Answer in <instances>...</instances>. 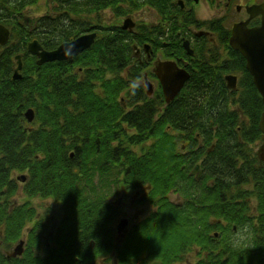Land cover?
<instances>
[{
	"label": "trees",
	"instance_id": "1",
	"mask_svg": "<svg viewBox=\"0 0 264 264\" xmlns=\"http://www.w3.org/2000/svg\"><path fill=\"white\" fill-rule=\"evenodd\" d=\"M40 1L0 0V24L10 30L0 51V264H97L103 258L116 264H174L198 246L210 250L208 264H264V165L250 146L261 140L262 99L245 59L228 47L230 31L223 20H198L175 0H46L49 11L33 21L30 32L23 13ZM145 6L161 18L160 30L144 25H137L138 35L122 30L117 19ZM107 10L117 19L74 58L80 74L65 61L39 66L28 52L33 39L53 50L89 32ZM191 25L215 32L228 56L220 57L203 37L190 58V79L173 101L165 105L160 93L148 98L137 86L128 91V100L145 104L122 115V93L141 78L133 44L152 41L155 32L169 27L165 51L181 57L178 32ZM17 55L23 65L21 78L14 80ZM227 74L238 77L236 91L226 89ZM95 82L103 85L101 91L93 89ZM28 109L35 114L32 122L25 117ZM180 142L188 153H181ZM136 146L141 153L132 149ZM199 160L197 179L189 172ZM16 173L26 178L22 185ZM121 183L128 188L146 184L148 200L158 210L134 225L119 246L108 198L120 193ZM173 193L186 202H170ZM248 197L256 203L251 223H246L248 202L236 201ZM35 199H52L59 214L39 215ZM213 216H224L238 228L249 224L248 241L261 249L235 248L226 259L223 253L216 258L212 248L220 240L212 234L217 229ZM50 219L58 227L47 248L43 237ZM21 240L23 253L8 257L6 250Z\"/></svg>",
	"mask_w": 264,
	"mask_h": 264
},
{
	"label": "flooded vegetation",
	"instance_id": "2",
	"mask_svg": "<svg viewBox=\"0 0 264 264\" xmlns=\"http://www.w3.org/2000/svg\"><path fill=\"white\" fill-rule=\"evenodd\" d=\"M178 1L179 0H175V4L180 5V7L183 10H187L189 12L193 11L192 9H190V6H192L191 4L195 5V4H198L200 2V0L198 2H195L194 0H181L183 2V4H180ZM225 1H227V3H228V4L226 3V5H225L226 9H230L232 7V4H231L232 1L231 0H225ZM247 4L251 5V4H255V2H249V3H246L245 5H247ZM245 5L234 6V9L236 12H238V13L239 12L241 13L243 11L245 12L244 18L241 20H245L248 18V15H247L245 9L243 8V6H245ZM148 8L151 10H154L153 8H150V7H148ZM154 12L156 13V11H154ZM26 17H30V16H24V18H26ZM129 17H131V16H129ZM31 19H32V17H31ZM124 20H123V22H124ZM132 20L134 22V27H133L132 31H130L128 29L124 30L122 28L123 22L120 23L119 26L124 31H128L129 33H136L138 35V31H137L138 26H142L144 24H140L138 21H135L134 19H132ZM241 20H239V21H241ZM255 20H258L260 23V17H257V18L250 21L249 27H253V26H256L259 24V23H257L255 25H252V22ZM33 21H34V19H32L31 22L28 23L29 25L24 23L25 25L30 27L31 32L36 27V24ZM144 26L155 28V29L159 28V30H160L159 26H161V18L156 13V20L153 23H150V24L148 23V24H145ZM103 28H105V26L104 27L102 25L99 26L98 23H94V25H91L90 31L83 33V34L96 33V39H97L103 33H105ZM225 28L230 31V35H229V39H230L231 28L228 29L226 26H225ZM189 30H191V31L189 32ZM169 35H170V28L166 27L163 34H161V31L155 32L154 37L151 39L152 41H139V42H136L133 44V46H132L133 47V63L137 68H139L141 78L139 80L133 81L134 85H131L129 89H127L125 92L122 93V97L120 100V104L122 107L121 108L122 115L130 113L131 111H133V109L136 106L145 104V103L136 102V101L130 102L128 100V95H127L128 91H131L134 93L133 89H134V87H137V86L142 88V90L145 92V95L148 98H154L156 95H158L160 93L163 96V100H164L165 105L169 104L165 101V97L163 95V88H162L161 83H160V81H159V79L155 73L156 66L159 62H167V61L176 62L178 67L186 70L189 73V75H191L190 71H189V68L191 65L190 64V58L195 56V46L198 47L204 41L203 37L207 38L209 40L210 44H212L216 48L217 51L220 47L226 49V47L219 44V42L216 38L215 32L211 31L206 26L197 28L196 26L191 25L188 27V29L186 31L180 30L178 32V36L181 40L182 48L185 51L184 56H181V57L175 56V55L168 56L167 54H169V52H166L165 50H168L167 48L169 47L168 46V44L170 43ZM96 39H95V41H96ZM229 39H228V47H230ZM34 40H37V39H34ZM185 41H187L189 43V48H190V50L193 51V54L188 53V50L184 46ZM156 42H158V44L160 46H158L156 44ZM153 43H155V47H154ZM40 45L42 46L43 49H45L41 43H40ZM1 48H2V46H0V51H1ZM55 49H53V50H55ZM45 50H47V49H45ZM48 51H52V50H48ZM170 53H172V52L170 51ZM219 53L220 52L218 51V54ZM227 56H228V54H227ZM73 60H74V58L71 60L65 61V62H68L71 64V68L73 70V73L78 72L80 74L81 68L74 66ZM76 69H77V71H76ZM228 75H233V74H227L224 76L226 89H228L229 91H236L238 89V80H237V88L235 90L229 89L227 87V81L225 79V77ZM104 79L107 80V73L104 75ZM149 79H155L157 85L152 83ZM189 79H190V77H189ZM142 80L144 81L145 85L140 84V82ZM147 82L151 86V89H150L151 92L150 93L147 92ZM102 87H103V85L100 84V82H95L93 89L95 91H101ZM182 89H181V91H182ZM120 120L122 121V117L119 116V122H121ZM121 124H123V123H121ZM131 132H132V130H131ZM131 132H129V133L132 134ZM258 142H260V144H259L257 150H254V153L256 154V157L260 163L259 166L262 167L264 165V162L261 161L257 155V151L261 145V140ZM147 144L149 145L150 142ZM255 144L250 145L252 147V149H253V146ZM202 146H203V144L201 142H199L197 147L199 149H202L203 148ZM180 147H181V153H184V154L188 153L187 149H186L187 144L180 142ZM132 149H134V151H136L138 153H141V147H139V146H136V148H132ZM73 156H71V157L73 158ZM201 162H202V160L196 161L194 166L191 168V170L189 172L190 175L195 176L197 179H200V177L202 175V169L200 168ZM25 180H26V178H25ZM19 182H21V181H19ZM119 187H120V193L118 195H115V196H110L108 198V204L111 207H113L115 212H116V220L113 223L112 227H113V230L115 233V243L120 246V245H122L126 235L130 232L132 227L134 225H136L137 223H139L140 221H142L143 219H145L148 215H150L151 212L157 211L158 206L155 205L154 202H151L150 200H148L149 187L146 184H143L141 186H137L136 188H128V186L125 187V185L123 183H121ZM249 188H250V186H249ZM173 194H170V197L168 198L170 202L177 204V205H182V204H184V202H186V199L178 197L176 194H174V195H176L175 198H171V195H173ZM236 201L248 202V205L250 206V214L248 215V220L246 223H251V221H253L252 217H257L256 211H255L256 210L255 200L251 197H248V198H243V199H239ZM142 209H143V211H141ZM121 220H125L127 223L126 224L127 226H126V229L124 231L119 233L117 230V226ZM210 220H211V223L213 225H216V227H217V229L215 231H213V233H212L213 237L216 239H218V237H219V240H220L218 242V245H216L215 248H212V252H214V255L216 258L217 257L220 258V256H222V253H223L224 255L222 256V258L226 259L228 257V254L230 252H232L235 248H237V250L241 249L242 251H246V252H254V251L256 252V251L261 249L258 246L250 245V242L248 241V238L251 236V233L253 230V228L249 224L248 225L245 224L243 227L238 228V226L235 224L229 225V221L224 216H213V217H211ZM47 223L49 225L51 223V219ZM57 223L56 222L52 223L51 227L49 229H47L45 232L43 239H44V244L46 245L47 248H50L49 242L54 237V235L57 231V227H58ZM225 231H229V232L225 233ZM246 241H248L247 245L241 244V243L246 242ZM230 243L232 245H230ZM209 251H210L209 249H207V248L204 249L201 246L194 247L192 250H190L186 253L183 262H176L174 264H199V262L201 260H207L209 258ZM114 253L115 252H112V254H114ZM193 259H195V260H193ZM208 263L209 262L207 260V261L203 262L202 264H208ZM97 264H116V262L113 259L112 262L107 263L105 261V258H103V259H100L97 262ZM216 264H220V262L216 263Z\"/></svg>",
	"mask_w": 264,
	"mask_h": 264
},
{
	"label": "water",
	"instance_id": "3",
	"mask_svg": "<svg viewBox=\"0 0 264 264\" xmlns=\"http://www.w3.org/2000/svg\"><path fill=\"white\" fill-rule=\"evenodd\" d=\"M198 2L199 0H194ZM180 4L183 2L178 1ZM248 18L232 25L231 36L229 39L230 47L241 54L246 61V69L252 77L254 86L256 87L263 105V111L259 120V129L262 133V144L260 145L257 155L258 158L264 162V2L259 4L245 5L244 6ZM260 17L259 25L249 27L251 20ZM30 17L25 18V23L31 22ZM134 22L130 17H127L122 25L124 30L132 31ZM10 31L4 25L0 24V46H5L9 42ZM96 39V33L83 34L76 39L60 44L55 50L48 51L42 48L37 40L28 43V52L37 57V65L41 66L50 62L68 61L84 51L88 50ZM184 46L189 54L193 51L189 48V43L184 42ZM16 68L14 69L13 79L18 80L21 78L22 59L20 55L15 57ZM155 73L163 88V95L165 101L170 103L179 94L185 83L189 80V73L178 67L176 62H159L156 66ZM227 87L235 90L237 88V77L228 75L225 77ZM151 86L147 82V92L150 93ZM25 117L29 122L34 120V111L28 109L25 112ZM73 156V152L71 153ZM24 180V177H18ZM126 221L121 220L117 226L119 233L126 229ZM24 251V241L21 240L18 245L8 254V257L20 256Z\"/></svg>",
	"mask_w": 264,
	"mask_h": 264
},
{
	"label": "rangeland",
	"instance_id": "4",
	"mask_svg": "<svg viewBox=\"0 0 264 264\" xmlns=\"http://www.w3.org/2000/svg\"><path fill=\"white\" fill-rule=\"evenodd\" d=\"M263 1L264 0H256L254 2L255 3H257V2L261 3ZM226 3H227V1H225V0H200V2L198 4H195V5L191 4L193 7L190 6V9L193 10L196 19L202 20V21H207V22L213 21L216 19L217 20L222 19L224 25L228 29H230L234 22H237V21L243 19L244 15H245L244 11L241 13L236 12L234 9V6L245 5L246 3H248V1H246V0L233 1V2H231L232 7L230 9H226V6H225ZM48 11H49V7L46 3V0H41L39 2V4L36 6L27 7L24 10L23 16H30V17H32V19L36 20L40 16L45 15ZM154 11L155 10H151L147 6H145V7H142L140 10L130 14L129 16H131L132 19H134L135 21H138L140 24L145 25L148 23L149 24L153 23L156 20V13ZM126 17L127 16H123V17H120L119 19H117L116 17H114L112 15V13L109 10H107L101 14L102 19H100V17H99L98 24H99V26L102 25L104 27V26L110 25L112 23L114 24L116 19L118 20L119 23H122ZM23 20L25 23L24 17H23ZM25 24H27V23H25ZM190 31L191 30H189V32ZM218 51L220 52L219 55L221 57H223V58L227 57L228 52L225 48L220 47L218 49ZM143 80L140 82L141 85H145ZM149 80L152 83H154L155 85H157L155 79H149ZM259 144H260V142H257L253 146V149L257 150ZM19 175H20V173H16L14 175V177L17 178ZM19 184L22 185L23 183L19 182ZM17 197L24 199L20 193L17 195ZM175 197H176V195H174V194L171 195V198H175ZM33 203H34V206L37 208L39 215L43 214V215H46L47 217L48 216L55 217L56 215L59 214V210H60L59 204L54 202L52 199H44V200L35 199V200H33ZM47 209H50V211L48 213H46ZM141 211H143V209ZM51 224L52 223L49 224V227H51ZM11 250H12V248L10 250H6V251L10 252ZM193 260H195V259H193Z\"/></svg>",
	"mask_w": 264,
	"mask_h": 264
},
{
	"label": "bare ground",
	"instance_id": "5",
	"mask_svg": "<svg viewBox=\"0 0 264 264\" xmlns=\"http://www.w3.org/2000/svg\"><path fill=\"white\" fill-rule=\"evenodd\" d=\"M29 25V24H28ZM30 32H31V30H30Z\"/></svg>",
	"mask_w": 264,
	"mask_h": 264
}]
</instances>
